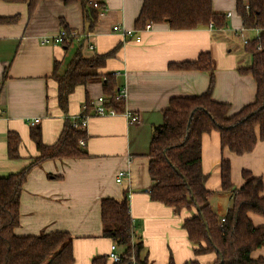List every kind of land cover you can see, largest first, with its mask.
Listing matches in <instances>:
<instances>
[{"label":"crops","instance_id":"crops-1","mask_svg":"<svg viewBox=\"0 0 264 264\" xmlns=\"http://www.w3.org/2000/svg\"><path fill=\"white\" fill-rule=\"evenodd\" d=\"M143 1L102 0L105 10L100 9L92 22L79 1L67 4L64 0H39L30 11L29 1L0 0V18H16L15 22L0 23V177L19 173L40 156L31 138L30 121L39 120L43 143L53 146L67 120L73 125L87 101L104 95L101 79L77 86L64 113L58 102V82L53 77L55 64L62 75L78 55L93 57L114 52L105 67L90 72L116 73L119 86L127 90L126 109L137 114L139 122L129 124L123 115H94L89 104L90 118L83 131L85 146L79 144L86 156L48 159L31 170L20 198L16 234L66 231L73 237L74 264H92L101 256L113 264L109 254L114 242L102 234L101 202L128 195L134 240L143 242V256L150 264H168L171 257L175 264L192 260L213 264L218 255H196L183 228L185 220L196 211L176 214L151 199L148 152L154 127L162 123L170 101L200 95L209 87L208 71L172 69V64L196 61L200 55L209 54L215 77L213 99L230 104L232 112L255 101L256 81L240 69L250 67L253 61L244 38L252 39L258 31L242 32L237 3L248 0H212L214 11L226 16L224 29L209 26L172 30L165 22L150 24L138 32L135 23ZM116 26L122 30L115 31ZM62 29L76 32L78 38L66 45L41 43L43 37ZM89 45L95 49L90 50ZM10 132L21 140L20 158L16 160L8 157ZM223 158L230 161L235 189L244 184L243 171L261 177L264 183V142H258L252 153L238 156L222 150L218 132L203 136L202 166L209 175L206 187L213 192L210 205L221 221L232 205V194L222 190ZM123 169L130 170L131 178L118 184L116 176ZM249 217L255 226H264L263 216L250 213ZM252 258L262 259L264 264V246L255 250Z\"/></svg>","mask_w":264,"mask_h":264},{"label":"trees","instance_id":"trees-1","mask_svg":"<svg viewBox=\"0 0 264 264\" xmlns=\"http://www.w3.org/2000/svg\"><path fill=\"white\" fill-rule=\"evenodd\" d=\"M5 2L29 1L30 11L39 0H2ZM67 4L79 1L85 15L92 22L104 4L102 0H64ZM98 2L99 8L94 6ZM237 12L246 31L259 30V39H252L245 48L253 61L250 67L241 68L257 84L256 99L238 112L231 105L213 99L215 77L213 61L209 54H202L196 61L172 64V69L208 71V90L193 97H176L163 112L162 123L154 127L148 156L149 174L153 182L150 197L174 210L176 214L195 210L183 224L196 255L216 253L213 264H263L253 259L252 253L264 246V226H255L249 217L255 213L264 217L263 179L243 171L244 184L235 189L231 179L230 161L221 162L222 190L232 194V205L221 221L210 205L213 192L208 190L207 175L202 166V139L205 134H220L222 150L228 149L241 156L252 153L258 142H264V0L238 1ZM16 18H0V23L15 22ZM168 23L172 30H193L214 26L227 27L226 16L213 9L212 0H144L136 20V31L150 24ZM67 30V29H66ZM70 31V30H68ZM114 52L106 55L84 57L78 55L68 70L58 74L57 63L53 77L58 82V102L64 113L68 112L69 96L77 86L101 79L106 106L122 113L124 102L117 100L119 88L116 73L96 74L93 69L105 67ZM87 101V110H90ZM31 138L40 156L16 174L0 177V264H74L73 237L66 231H53L40 235L19 236L20 198L28 174L48 159L82 158L86 152L79 141L85 132L73 127L67 120L64 130L53 146L42 141L41 130L32 126ZM18 134L10 132L8 157L20 158ZM103 236L117 244L122 259L113 264H150L143 256L144 244L134 240V223L130 215L128 195L121 199L104 198L101 202ZM134 257V263L132 258ZM108 257L101 256L92 264H108ZM168 264H175L170 258ZM186 264H200L192 260Z\"/></svg>","mask_w":264,"mask_h":264},{"label":"built area","instance_id":"built-area-1","mask_svg":"<svg viewBox=\"0 0 264 264\" xmlns=\"http://www.w3.org/2000/svg\"><path fill=\"white\" fill-rule=\"evenodd\" d=\"M94 6L96 8H99L98 2L94 3ZM105 8H101V11L104 12ZM150 27V25L147 26L146 29H148ZM213 26H210V28H212ZM115 31H121L122 29H120V27L116 26L114 27ZM246 29H242V32H245ZM258 31V34L256 37H254L253 39H259L260 37V31ZM124 34H131L130 32L127 31H123ZM87 37H89V35H87ZM78 38V34L74 31H68L66 29H62L58 34L53 35V36H46L43 37L41 39V43L42 44H52V45H66L67 43H70V41H73V39ZM252 39H248V38H244V44L246 45L249 41H251ZM89 49L90 50H94L95 47L94 45H89ZM116 99L117 100H122L124 102V106L125 109L122 113L114 110L113 108H108L106 106V98L105 96H101L99 97L97 100H94L90 103L91 107H92V111L94 115H100V116H115V115H123L126 117L127 121L129 124H133V123H137L139 122V116L137 114H134L130 111H128L126 109V99H127V90L125 87H121L118 90V93L116 95ZM84 111H86L87 109V105L84 107ZM90 118V114L89 113H82L80 115H78L74 121H73V127L76 128L77 130H86L88 127V120ZM32 126H35L39 123L38 119H34L32 121H30ZM79 144L81 146H85V140L81 139L79 141ZM131 178V172L128 169H123L120 170L116 176V182L118 184H122L125 180H128ZM109 258L113 261V262H119L122 259V255L120 252H118V246L116 243H113L111 245V251L109 254ZM133 263H134V257L132 258Z\"/></svg>","mask_w":264,"mask_h":264},{"label":"rangeland","instance_id":"rangeland-1","mask_svg":"<svg viewBox=\"0 0 264 264\" xmlns=\"http://www.w3.org/2000/svg\"><path fill=\"white\" fill-rule=\"evenodd\" d=\"M253 39V38H252Z\"/></svg>","mask_w":264,"mask_h":264}]
</instances>
